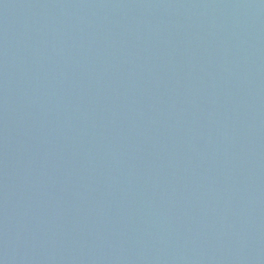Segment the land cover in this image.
<instances>
[{
  "label": "water",
  "instance_id": "water-1",
  "mask_svg": "<svg viewBox=\"0 0 264 264\" xmlns=\"http://www.w3.org/2000/svg\"><path fill=\"white\" fill-rule=\"evenodd\" d=\"M0 264H264V0H0Z\"/></svg>",
  "mask_w": 264,
  "mask_h": 264
}]
</instances>
